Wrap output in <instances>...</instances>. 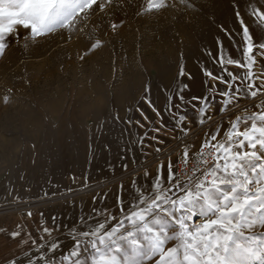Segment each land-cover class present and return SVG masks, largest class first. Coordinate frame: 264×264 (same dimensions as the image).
Masks as SVG:
<instances>
[{
    "label": "snow or ice",
    "instance_id": "snow-or-ice-1",
    "mask_svg": "<svg viewBox=\"0 0 264 264\" xmlns=\"http://www.w3.org/2000/svg\"><path fill=\"white\" fill-rule=\"evenodd\" d=\"M180 3L191 7L186 0ZM233 5V29L222 26L229 54L224 55V41L218 36V54L209 52L214 63L209 67L203 62L200 69L203 94L186 98V93L193 91L196 75L182 66L180 77L186 76L192 83L182 80L175 93L166 87L168 95L159 103L152 99L148 87L142 102L152 115L137 106L154 133L146 144L150 133L145 131L138 147L146 159L145 149L155 146L153 155L160 161L155 174L145 168L141 181L138 170L132 169L136 172L133 176L129 165L123 163L127 155L121 156V167L131 182L121 183L113 207L97 208L102 197H93L90 211L78 215L67 229L72 240L67 252L57 235L64 228L62 218L53 215L49 225L41 213L39 239L31 232L24 233L23 224L10 232L13 239L25 235L31 249L25 250L23 261L11 259L8 264H264V78L251 69L257 56L264 57V42L254 39L240 0H233ZM126 6L131 7L130 0H0V57L14 43L19 46L24 41L26 47L30 40L56 37L65 43L87 37L86 55L102 46L100 34L105 29L115 33L123 25L118 12ZM168 7L167 0H147L148 12ZM253 14L264 21V10L253 8ZM237 54H242L241 58ZM237 69L243 70L242 74ZM7 91L11 94L12 89ZM258 96L262 98L255 103ZM249 97L252 103L243 105V110L248 112L250 106L256 110L231 119L232 110L241 108L240 100ZM8 101L9 95H5L4 102ZM189 107L192 117L188 116ZM217 112L219 121L214 120ZM226 116L228 127L224 130L221 125ZM114 119L120 122L121 118L117 115ZM205 119L217 126L205 134L197 151L185 138L194 120L203 126ZM124 122L133 123L131 118ZM135 124L144 127L141 120ZM181 144L180 163L185 171L177 173L171 157ZM105 150L110 147L105 145ZM121 151L127 154L131 149ZM89 152L94 158L91 144ZM132 158L135 161V152ZM78 182L73 176V183ZM83 183L89 186L87 177ZM14 199L21 202L26 198L17 194ZM27 215L31 218L35 213L28 211Z\"/></svg>",
    "mask_w": 264,
    "mask_h": 264
},
{
    "label": "rangeland",
    "instance_id": "rangeland-1",
    "mask_svg": "<svg viewBox=\"0 0 264 264\" xmlns=\"http://www.w3.org/2000/svg\"><path fill=\"white\" fill-rule=\"evenodd\" d=\"M186 2L191 7L185 8L180 0H167L168 8L148 12L147 0H130L131 7L118 12L123 25L115 33L105 29L100 34L102 46L86 55L87 37L68 43L56 37L30 40L26 47L24 41L19 46L14 43L0 57V264H8L11 259L23 261L31 244L25 242V235L13 239L10 232L23 224L24 233L31 232L39 239L41 213L49 225L53 215L62 218L64 228L57 235L67 252L72 246L67 229L78 215L90 211L93 197H102L95 207H113L121 183L131 182L121 167V156L127 155L123 163L129 165V172L137 169L141 181L145 168L155 174L160 163L153 155L155 146L145 149L146 159L138 147L145 131L150 133L146 144L154 135L137 111L139 106L152 115L142 102L146 89L151 88L152 99L159 103L168 95L166 87L175 93L182 87V80L192 83L179 75L184 66L196 75L193 91L186 93V98L203 94V62L209 67L214 63L209 52L218 54V36L224 41V55L229 54L222 26L233 29L235 25L233 0ZM240 7L256 42H264V21L253 14V8L264 10V0H240ZM137 11L143 14L137 16ZM241 56L237 54V58ZM262 62L264 57L257 56L251 65L256 67L257 76L264 75L259 65ZM8 89H12L11 94ZM5 95H9L7 103ZM261 98L258 96L255 103ZM251 103V97L241 99V108L232 110L231 119L255 111L251 106L248 112L243 110V105ZM117 115L120 122L114 119ZM188 116H193L191 107ZM129 118L133 121L130 125L124 122ZM219 119L217 112L214 120ZM228 119L226 116L221 125L224 130ZM137 120L144 123L143 128L135 124ZM216 126L207 119L203 126L194 120L185 139L198 151L205 134ZM90 144L95 148L94 158ZM124 148L131 151L125 154L121 151ZM182 150L181 144L171 157L175 165ZM163 162L167 164V156ZM73 176L78 183H73ZM85 177L88 187H84ZM17 194L26 199L15 201ZM28 211L35 215L29 218Z\"/></svg>",
    "mask_w": 264,
    "mask_h": 264
},
{
    "label": "built area",
    "instance_id": "built-area-1",
    "mask_svg": "<svg viewBox=\"0 0 264 264\" xmlns=\"http://www.w3.org/2000/svg\"><path fill=\"white\" fill-rule=\"evenodd\" d=\"M257 77H260V78H264V75L263 74H258ZM260 81V79H259ZM176 170H177V173H179L180 171H185L183 165H181L180 161L176 163ZM191 168V164H189V169Z\"/></svg>",
    "mask_w": 264,
    "mask_h": 264
},
{
    "label": "crops",
    "instance_id": "crops-1",
    "mask_svg": "<svg viewBox=\"0 0 264 264\" xmlns=\"http://www.w3.org/2000/svg\"><path fill=\"white\" fill-rule=\"evenodd\" d=\"M262 63H264V62H262ZM259 65L261 66L262 69H261L260 67H259V68L264 72V64H259ZM251 69H252V71L254 72V70H256V67H251ZM236 71L240 72L241 69H237ZM236 111H237V110H236Z\"/></svg>",
    "mask_w": 264,
    "mask_h": 264
}]
</instances>
